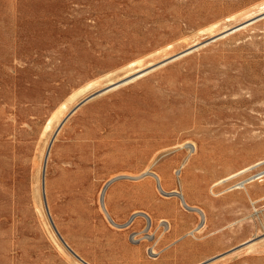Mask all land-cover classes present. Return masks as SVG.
Listing matches in <instances>:
<instances>
[{"label":"rangeland","instance_id":"374dc122","mask_svg":"<svg viewBox=\"0 0 264 264\" xmlns=\"http://www.w3.org/2000/svg\"><path fill=\"white\" fill-rule=\"evenodd\" d=\"M261 160L264 0H0V264H264Z\"/></svg>","mask_w":264,"mask_h":264},{"label":"bare ground","instance_id":"6f19581e","mask_svg":"<svg viewBox=\"0 0 264 264\" xmlns=\"http://www.w3.org/2000/svg\"><path fill=\"white\" fill-rule=\"evenodd\" d=\"M263 3V2H262ZM247 9V8H246ZM244 13H245V11H243ZM248 12V11H247ZM249 13V12H248ZM263 13V12H262ZM234 15V14H233ZM247 15V14H246ZM249 15V14H248ZM257 16V15H256ZM230 19V18H229ZM214 26H216V25H214ZM230 27H232V26H230ZM232 29V28H231ZM214 31V30H213ZM217 31V30H216ZM216 31H214V32H216ZM225 32V31H224ZM213 34V33H212ZM144 67V66H143ZM139 69V68H138ZM137 69V70H138ZM145 69V68H144ZM145 71V70H144ZM145 74V73H144ZM133 76H135V74H133ZM132 77V76H131ZM140 77V76H139ZM132 78H134V77H132ZM131 78V79H132ZM122 79V78H121ZM131 79H126V81H128V80H130L131 81ZM124 80V79H123ZM116 84V82H112L111 84ZM118 83V82H117ZM260 160V159H259ZM264 160H261V161H259L258 162V164L259 163H261V162H263ZM257 164V165H258ZM249 167V166H248ZM246 169H248V168H246ZM246 169H243V170H241V171H239V172H237V173H235V174H231L230 176H228V177H224L222 180H219L218 182H216L215 184H217V183H219V182H221V181H223V180H227L228 178H230V177H232V176H234V175H236V174H238V173H240V172H243V171H245ZM156 174H157V178L159 179V181L161 182V177H160V175L157 173V172H155ZM260 174V175H259ZM259 174L257 173V177H255V175H252V176H250L249 178H250V180H253V179H256V178H259V177H262V176H264V170H262L261 172H259ZM104 188L105 187H102V190H101V196H100V198L102 199V197H104V194H105V191H104ZM181 199H182V201H183V203L185 204V205H187L188 203H187V201H186V198H185V196H181ZM191 208H194V206H190ZM102 208H103V211L106 213V215L108 216V209H107V206H106V203H104V205H102ZM198 210H199V212H200V214L203 216V219L204 220H206V218H207V213H206V211L204 210V209H201V208H197ZM151 218V219H150ZM150 218H149V220H151V222H152V217L150 216ZM111 220L112 221H114L112 218H111ZM113 223H117V222H113ZM116 225H119V224H116ZM79 264H83L82 262H80L79 261Z\"/></svg>","mask_w":264,"mask_h":264},{"label":"water","instance_id":"95a60500","mask_svg":"<svg viewBox=\"0 0 264 264\" xmlns=\"http://www.w3.org/2000/svg\"><path fill=\"white\" fill-rule=\"evenodd\" d=\"M60 235V234H59ZM60 237H61V239H62V241L65 243V245L67 246V247H69L70 249H71V251L75 254V255H77V257H79L81 260H83L68 244H67V242L63 239V237L60 235ZM84 261V260H83Z\"/></svg>","mask_w":264,"mask_h":264}]
</instances>
